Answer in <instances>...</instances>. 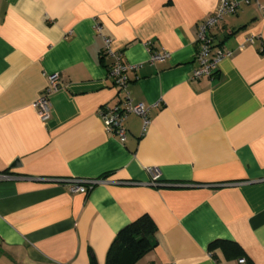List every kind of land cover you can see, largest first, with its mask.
Listing matches in <instances>:
<instances>
[{"label": "crops", "instance_id": "0c3cea01", "mask_svg": "<svg viewBox=\"0 0 264 264\" xmlns=\"http://www.w3.org/2000/svg\"><path fill=\"white\" fill-rule=\"evenodd\" d=\"M218 1L0 0V173L14 176L0 179V264H106L145 214L154 247L136 264H264V13L240 0L210 31L231 55L195 80L198 24ZM103 37L137 65L130 101L149 107L123 140L100 116L124 103ZM53 73L43 121L33 104ZM72 179L99 182L82 194Z\"/></svg>", "mask_w": 264, "mask_h": 264}, {"label": "built area", "instance_id": "2783aa9c", "mask_svg": "<svg viewBox=\"0 0 264 264\" xmlns=\"http://www.w3.org/2000/svg\"><path fill=\"white\" fill-rule=\"evenodd\" d=\"M250 1V0H244ZM257 5L259 10L264 13V5H260L258 0H252ZM240 0H219L213 12L198 24L197 41L198 49L195 57L199 62V67L193 70L192 78L197 80L202 76H211L217 71V66L221 59L230 56L231 51L214 44L210 31L222 20L225 16L236 13ZM99 29V26H95ZM252 36L245 37L244 41L248 42ZM104 46L102 53L112 58L111 66L108 69V78H110L117 89V94L124 96V103L122 105L116 104L113 106H105L100 111V116L104 121L106 130L115 133L120 139H125L126 129L123 122L130 113L137 114L143 118L144 125L147 124V113L149 107L143 103H132L128 93V72L137 68L136 64L127 63L123 60L121 52L114 47L113 41L110 37H103ZM168 56L167 52L154 53L150 55L151 61H162ZM61 86V80L57 73L48 76V84L41 96L34 102L33 106L40 116L41 120H47L51 114L50 95L53 91ZM150 175V180L147 185L156 186L159 183V169L155 166L147 167ZM14 178L9 174L0 173V179ZM16 178V177H15ZM56 181H62L58 179ZM99 180H70L69 189L73 192L82 194L88 193ZM128 184H138L137 182H122ZM240 264L245 263V259H239ZM173 264V263H164Z\"/></svg>", "mask_w": 264, "mask_h": 264}, {"label": "trees", "instance_id": "16d2710c", "mask_svg": "<svg viewBox=\"0 0 264 264\" xmlns=\"http://www.w3.org/2000/svg\"><path fill=\"white\" fill-rule=\"evenodd\" d=\"M155 232L156 226L147 214L124 226L116 234L107 250L106 264H136L154 247L152 237ZM213 243L229 244L225 241ZM230 245L235 246L238 250L235 243H230ZM239 254L241 255L238 252Z\"/></svg>", "mask_w": 264, "mask_h": 264}]
</instances>
